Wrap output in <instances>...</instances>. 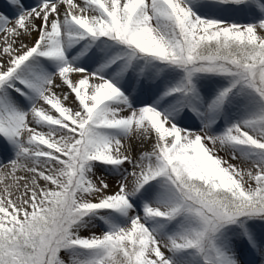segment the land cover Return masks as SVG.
<instances>
[{
    "label": "snow or ice",
    "instance_id": "obj_1",
    "mask_svg": "<svg viewBox=\"0 0 264 264\" xmlns=\"http://www.w3.org/2000/svg\"><path fill=\"white\" fill-rule=\"evenodd\" d=\"M0 264H264V0H0Z\"/></svg>",
    "mask_w": 264,
    "mask_h": 264
}]
</instances>
